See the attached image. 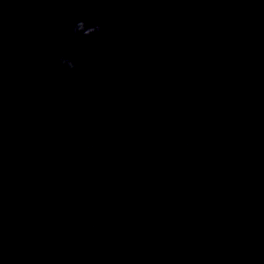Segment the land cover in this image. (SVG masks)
<instances>
[{
    "label": "clouds",
    "instance_id": "clouds-1",
    "mask_svg": "<svg viewBox=\"0 0 264 264\" xmlns=\"http://www.w3.org/2000/svg\"><path fill=\"white\" fill-rule=\"evenodd\" d=\"M101 31V26L99 24L88 25L85 20L80 19L75 21L72 32L77 35H82L83 37L92 36L94 33H98ZM58 62L60 65L65 66V72H72L73 70H78L79 65L76 64L72 59L60 56L58 57Z\"/></svg>",
    "mask_w": 264,
    "mask_h": 264
}]
</instances>
